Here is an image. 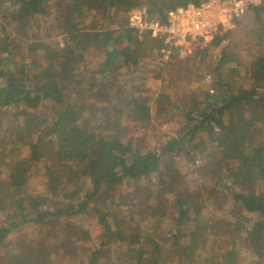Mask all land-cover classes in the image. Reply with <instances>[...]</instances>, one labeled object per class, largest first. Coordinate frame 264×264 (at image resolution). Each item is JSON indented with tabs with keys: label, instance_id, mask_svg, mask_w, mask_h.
Listing matches in <instances>:
<instances>
[{
	"label": "trees",
	"instance_id": "16d2710c",
	"mask_svg": "<svg viewBox=\"0 0 264 264\" xmlns=\"http://www.w3.org/2000/svg\"><path fill=\"white\" fill-rule=\"evenodd\" d=\"M200 1L0 0V263L11 231L56 223L59 240L89 241V231L78 230L76 223L91 215L98 241L87 264H159L163 247L138 234L136 219L122 209L121 189L133 187L145 204L153 196L162 198L163 172L174 165L168 161L200 157L209 193L225 207L239 208L245 221L204 218L203 209L212 205L210 197L203 198L207 184L193 189L180 178L167 186L177 192L168 232L194 225V231L209 236L197 264H236L237 242L253 255L252 264H264V29L254 40L244 76L249 87L223 76L228 56L222 51L207 67L215 76L213 93L194 96L183 111L169 97L167 79L180 69L203 68L223 37L187 58L173 52L164 60L161 39L139 37L127 28L128 13L143 6L163 15ZM249 11L256 23L262 21V6ZM84 17L93 20L91 29L84 28ZM7 20L19 23L16 38ZM53 34L62 38L53 40ZM92 50L98 55L94 62L88 58ZM149 78L163 83L154 107ZM152 111L177 128L168 141L144 149L135 135L150 124ZM209 129L216 137L202 143ZM33 171L43 177L44 190L26 187ZM245 225L244 237H238L237 229ZM136 235L137 244L129 243ZM222 235H228L229 247L215 258L210 246ZM170 236L177 244L176 235Z\"/></svg>",
	"mask_w": 264,
	"mask_h": 264
},
{
	"label": "rangeland",
	"instance_id": "374dc122",
	"mask_svg": "<svg viewBox=\"0 0 264 264\" xmlns=\"http://www.w3.org/2000/svg\"><path fill=\"white\" fill-rule=\"evenodd\" d=\"M264 9V0H260L257 4ZM256 5V6H257ZM261 22L256 23L252 13L249 11L235 27L224 34L223 40L218 48L213 49L210 52L208 61L203 68L190 69L189 72L185 70L174 71L167 79L169 84L168 95L176 104V106L183 111H187L191 108V102L196 95H203L207 93L208 89H214L213 81L214 74L207 67L210 61H214L216 57L225 51L228 56V63L221 67L220 72L223 76H232L231 81L236 86H242L248 88L244 76L248 73L247 68L252 60V47L254 40L256 39L259 30L264 29V14H261ZM93 20L90 17L83 20L84 28L91 29ZM7 23V24H6ZM5 26L11 33V37L16 38V30H19L17 22L7 20ZM257 31V32H256ZM256 32V33H254ZM53 40L61 39L62 36L52 35ZM162 50V49H161ZM153 54H156V52ZM158 54V53H157ZM160 56L164 59L161 52ZM158 54V55H159ZM172 54V53H171ZM98 57L97 53L93 50L88 54L89 61H96ZM167 60V59H164ZM233 73H230L231 71ZM209 77L208 81L205 78ZM147 94L150 98L151 106L154 107L155 100L160 92L163 90V83L160 80L147 79ZM191 95V97L187 96ZM152 120L145 130L138 132L135 137L139 141L137 143L144 149L155 148L158 145L168 141L174 136L176 130L175 123H164L163 119L158 116L156 111H152ZM216 136L212 135V130L209 129L202 136V143L207 144V137ZM174 165L163 172V177L166 185V193L162 198L153 196L151 200L145 204L144 196L135 191L133 187L124 186L121 189L123 196L125 197L122 209L125 214L129 215L132 219H136L139 228L138 234L142 237L145 235L151 236L157 243H159L163 249L160 252L159 264H197L198 255L200 249L205 250L204 243L205 237L200 234V230L194 231V225L184 226L183 230H177L175 227L171 228L172 222L171 214L175 213V200L177 192L174 189L167 187L169 182L175 179H183L186 183L190 184L194 189H199L204 184L206 190L203 198L208 199L210 197L211 204L203 209V217L206 219H214L220 216H230L233 221L243 223L246 215L237 207L232 209L225 207L226 204H222L217 199L216 195L209 193L210 184L205 179L207 171L204 167L203 160L200 157H195L192 160L185 157H172ZM142 185L148 186L146 181L142 182ZM26 187L30 191H42L45 188V181L43 177L36 171H33L26 182ZM258 191L263 188L261 185L256 186ZM214 197V198H213ZM212 198V199H211ZM222 200V197H221ZM95 217H83L76 223L77 229H85L89 231L90 240L81 241L80 237H74L70 240L61 241L58 236L59 228L56 223H49L45 225H27L19 229L11 231L4 239L2 244L3 257L0 264H36L41 261L48 264H87L90 251L97 247V235L98 228L95 226ZM248 226L237 229V236L244 237L245 230ZM135 229L136 226H135ZM180 231V232H177ZM79 232V231H78ZM169 233V236L168 234ZM176 235L178 239L177 244H173L168 240L170 235ZM190 239H193L191 242ZM138 236L131 238L129 243L137 244ZM211 251L213 257H220L222 249L229 247L228 235H222L215 244H212ZM236 249H238V258L236 264H252L254 263L253 255L248 252L246 247L237 242ZM205 253H201L202 258L205 257ZM222 255V254H221ZM221 259V258H220ZM239 261V262H238ZM216 263V262H215Z\"/></svg>",
	"mask_w": 264,
	"mask_h": 264
},
{
	"label": "built area",
	"instance_id": "2783aa9c",
	"mask_svg": "<svg viewBox=\"0 0 264 264\" xmlns=\"http://www.w3.org/2000/svg\"><path fill=\"white\" fill-rule=\"evenodd\" d=\"M260 0H202L166 11L151 14L146 6L127 15V28L137 36L161 39V54L168 59L171 53L187 58L196 50L206 48L216 37L231 31ZM209 77L205 78L208 81ZM212 94L213 90L210 89Z\"/></svg>",
	"mask_w": 264,
	"mask_h": 264
}]
</instances>
